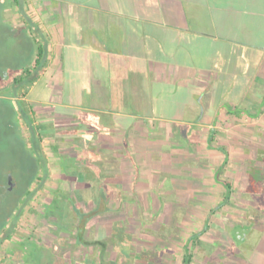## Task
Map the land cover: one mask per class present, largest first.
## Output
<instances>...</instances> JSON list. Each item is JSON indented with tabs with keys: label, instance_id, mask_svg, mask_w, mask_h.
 I'll return each mask as SVG.
<instances>
[{
	"label": "crops",
	"instance_id": "crops-1",
	"mask_svg": "<svg viewBox=\"0 0 264 264\" xmlns=\"http://www.w3.org/2000/svg\"><path fill=\"white\" fill-rule=\"evenodd\" d=\"M11 2L5 21L33 39L29 78L35 80L18 92L27 100L40 86L31 98L38 104L32 119L71 126L88 112V126L102 131L87 143H100L94 150L118 166L105 171L118 172L124 186L128 158L146 152L151 158L150 145L188 131V159L203 171L177 188L151 169L152 184L164 192L152 196V205L195 201L206 217L194 233L227 231L234 238L245 222L225 225L214 209L232 203L236 186L242 189L238 160L264 159V0Z\"/></svg>",
	"mask_w": 264,
	"mask_h": 264
},
{
	"label": "rangeland",
	"instance_id": "rangeland-1",
	"mask_svg": "<svg viewBox=\"0 0 264 264\" xmlns=\"http://www.w3.org/2000/svg\"><path fill=\"white\" fill-rule=\"evenodd\" d=\"M0 4L1 23L13 15L15 6L11 0ZM12 31L2 40L0 66L8 62L16 66L21 50L24 56L31 52L32 37L21 36V28ZM18 72L11 70L10 79H1L0 85L12 87L11 77ZM39 87L27 100L20 98L19 87L9 88L2 94L6 99H0V264H183L186 251L192 255L190 264H264V159L238 160L245 171L242 189L236 186L232 203L214 209L226 219L225 225L245 222L236 229L235 239L226 229L221 237L205 238L193 232L206 217L205 209L193 207L195 201L186 206L152 205V196L164 192L163 185L152 184L151 169L159 170L166 186L177 188L203 171L202 165L188 159L184 142L192 136L188 131L180 135L176 131L170 139L150 145L152 155L159 157L150 158L146 152L139 160L128 158L124 186L118 172L105 171L109 165L118 166L104 160L103 150H94L100 143H87L102 131L88 126V112L71 126L38 122L33 116L36 134L41 135L34 145L25 111L31 116V108L38 106L31 98ZM7 206L10 217L4 218ZM83 215H90L84 230ZM99 238L105 247L97 244Z\"/></svg>",
	"mask_w": 264,
	"mask_h": 264
},
{
	"label": "trees",
	"instance_id": "trees-1",
	"mask_svg": "<svg viewBox=\"0 0 264 264\" xmlns=\"http://www.w3.org/2000/svg\"><path fill=\"white\" fill-rule=\"evenodd\" d=\"M16 2H18V0H16ZM12 30H14V29L10 28L9 24L5 21V19L3 20V22L0 23V49L2 47H4L2 40L5 37L10 36L12 34V32H13ZM21 34H22L21 36H24L23 33H21ZM37 48L42 50V47H40V46H38ZM22 53H23V50H21V53H19V55H18V57L20 58L19 59V64H17L18 66L17 65L13 66L10 62H8V63L4 62L5 65L3 64V65L0 66V74H1L0 75V80L1 79L7 80L6 78L10 74V71L15 69V68L18 69L19 71H22V74L19 75V77H15V79H12L13 80L12 83L14 84L12 87H10L9 85L8 86L7 85L6 86H1L0 85V99H3V100L6 99V98L3 97L2 94H4V93L8 94L9 93V91H8L9 88L11 90V88L14 89V87H16V88L19 87L20 88L19 90H21L22 88H24L26 86L28 87V85H31V83L35 80L33 77L29 78V75H31V70H30V66H29V60H30L29 59V53H28V56H24V54H22ZM39 64H40V59H39V56H38L36 58V60H35V65L38 66ZM26 82H27V85H25ZM17 93H18V91H17ZM25 121L28 124V126H30V128L33 129L32 130V136L34 137L33 138V143H34V145H37L38 144L37 137H40L41 135H40V133H37L38 135L36 134V128H34V126H33L32 117L27 113V111H25ZM10 123H9V126L12 127V125ZM226 185H227V189H228L227 196L229 197V194H231V185L228 182L226 183ZM104 196L106 197L108 195L105 194ZM9 206H7V208H6L5 215L3 216L4 218L5 217H7V218L10 217V212H9L10 211L9 210L10 207ZM89 217H90V215H83L80 218V224L83 227V230L86 228V223H87V220H88ZM126 227H127L128 232H131V229L128 227V225H126ZM96 229H98V228H96ZM96 241L99 242L97 244H103V246L105 247V244H104L105 240L104 239L99 238V239H96ZM105 249L106 248H104V250ZM191 257H192V255L186 251L185 255L183 257V264H189L190 260H191ZM129 264H132V263H129Z\"/></svg>",
	"mask_w": 264,
	"mask_h": 264
},
{
	"label": "flooded vegetation",
	"instance_id": "flooded-vegetation-1",
	"mask_svg": "<svg viewBox=\"0 0 264 264\" xmlns=\"http://www.w3.org/2000/svg\"><path fill=\"white\" fill-rule=\"evenodd\" d=\"M11 179V178H10Z\"/></svg>",
	"mask_w": 264,
	"mask_h": 264
}]
</instances>
